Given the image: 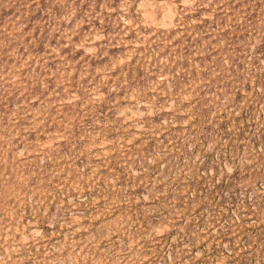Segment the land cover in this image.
<instances>
[{
	"label": "rangeland",
	"instance_id": "rangeland-1",
	"mask_svg": "<svg viewBox=\"0 0 264 264\" xmlns=\"http://www.w3.org/2000/svg\"><path fill=\"white\" fill-rule=\"evenodd\" d=\"M0 264H264V0H0Z\"/></svg>",
	"mask_w": 264,
	"mask_h": 264
}]
</instances>
